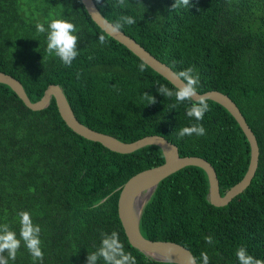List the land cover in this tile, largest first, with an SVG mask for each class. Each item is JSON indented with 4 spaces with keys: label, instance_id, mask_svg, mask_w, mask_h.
<instances>
[{
    "label": "trees",
    "instance_id": "1",
    "mask_svg": "<svg viewBox=\"0 0 264 264\" xmlns=\"http://www.w3.org/2000/svg\"><path fill=\"white\" fill-rule=\"evenodd\" d=\"M94 1L113 24L131 16L135 23L120 30L175 72L193 67L199 93L228 95L260 148L251 184L226 206L209 202V180L199 167L187 166L162 180L144 207L143 236L183 245L197 264H203L201 252H207L209 264H240L241 247L264 260V0H192L193 7L173 10L175 0H125L124 6L118 0ZM52 19L75 25L79 55L71 67L47 53L46 33L36 30L37 23L47 29ZM0 71L21 81L33 102L48 86L59 85L78 120L93 130L127 143L160 135L177 145L182 157L206 159L222 195L247 172L250 144L229 111L207 100L210 111L202 121L188 117V101L158 92L159 85L173 91L175 86L99 27L82 0H0ZM144 93L156 102L150 104ZM194 124H202L206 134L178 137L180 128ZM164 161L156 145L113 152L71 130L55 99L34 111L0 83V225L20 238L18 213L30 212L41 228L44 253L42 262L33 260L21 241L9 264H87L102 234L113 231L136 264H168L134 248L118 214L124 184ZM97 264L105 261L99 258Z\"/></svg>",
    "mask_w": 264,
    "mask_h": 264
},
{
    "label": "water",
    "instance_id": "2",
    "mask_svg": "<svg viewBox=\"0 0 264 264\" xmlns=\"http://www.w3.org/2000/svg\"><path fill=\"white\" fill-rule=\"evenodd\" d=\"M82 2L92 20L110 37L125 45L145 64L166 78L174 86H183L182 81L174 79V73L176 72L171 67L147 51L134 38L128 36L122 30L113 33L111 30L113 23L101 13L94 0H82ZM0 83L8 85L24 104L34 111L48 108L51 104V100L55 99L63 121L71 130L90 141L101 143L113 152L128 154L151 145L159 146L162 149L165 157L164 163L132 176L121 188L118 200L119 218L129 243L150 259L158 262H168L167 257L170 250L174 264H189L190 257H194L192 252L181 244L172 241L150 240L144 237L141 232L140 221L144 207L149 202L162 180L187 166L199 167L206 172L209 180V202L214 206L222 207L228 205L251 184L259 166L260 148L253 130L250 128L237 104L228 95L217 90L198 93L199 95L206 96L207 100H212L222 105L229 111L244 132L251 148L250 163L243 179L226 191L224 195L221 194L217 172L209 161L198 156L182 157L177 145L171 143L165 137L160 135H149L134 142H123L114 136L93 130L81 123L69 104L63 89L59 85L53 84L48 86L42 98L33 102L29 98L21 81L12 75L0 71ZM199 95L197 98H199ZM149 189L152 190L151 195L143 207L137 209L135 206L138 198Z\"/></svg>",
    "mask_w": 264,
    "mask_h": 264
},
{
    "label": "clouds",
    "instance_id": "3",
    "mask_svg": "<svg viewBox=\"0 0 264 264\" xmlns=\"http://www.w3.org/2000/svg\"><path fill=\"white\" fill-rule=\"evenodd\" d=\"M100 0H97L99 3ZM120 6L125 5V0H118ZM184 7H193L192 0H175L170 10ZM135 20L131 16H122L116 21L111 30L117 33L123 24L132 25ZM36 30L38 33H46V51L48 54H55L66 66L71 67L72 62L79 55L78 43L79 38L74 33L76 32L75 25L67 19H52L48 24L47 29L44 23H37ZM100 44L105 43L104 36H100ZM140 70L144 71V65H140ZM174 79L183 82L182 87L175 85V90L169 89L165 85L158 86V92L167 98L175 97L178 103L188 101L190 107L186 109V115L195 118L197 121H202L206 112L210 111L207 103V97L199 95L198 85L200 83L199 76L195 74L193 67L178 71L174 73ZM199 95V98H197ZM145 99L149 100L150 104L156 102L155 97L147 93L143 94ZM203 136L206 134V129L202 124H194L188 127H182L178 130L177 135L179 138L185 136ZM20 232L17 238L16 232L10 229L7 224L0 225V264H9V259L15 260L17 252L21 247V241L27 248L33 260L44 259V253L41 248L40 233L41 228L35 225L31 219V214L28 211H20L18 213ZM102 241L99 249L96 252L88 254L87 264H97L99 258H103L105 264H136L135 257L130 252H125L122 243L119 240V234L113 231L110 235L107 233L102 234ZM207 243H212L211 237H206ZM7 253V257L5 256ZM201 259L203 264H209V257L207 252H201ZM240 264H264V260L256 259L247 253L243 247L239 248L236 252ZM168 264H174L172 260L171 250L167 257ZM189 264H196L195 257H190Z\"/></svg>",
    "mask_w": 264,
    "mask_h": 264
},
{
    "label": "bare ground",
    "instance_id": "4",
    "mask_svg": "<svg viewBox=\"0 0 264 264\" xmlns=\"http://www.w3.org/2000/svg\"><path fill=\"white\" fill-rule=\"evenodd\" d=\"M151 193H152V190L149 189L146 193L142 194V195L138 198L135 207H136L137 209H141V208L143 207V205L146 203V201H147V199L149 198V196L151 195Z\"/></svg>",
    "mask_w": 264,
    "mask_h": 264
}]
</instances>
